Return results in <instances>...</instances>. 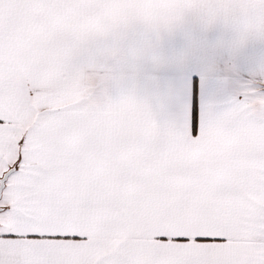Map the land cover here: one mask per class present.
<instances>
[{
	"label": "snow or ice",
	"instance_id": "1",
	"mask_svg": "<svg viewBox=\"0 0 264 264\" xmlns=\"http://www.w3.org/2000/svg\"><path fill=\"white\" fill-rule=\"evenodd\" d=\"M0 264H264V0H0Z\"/></svg>",
	"mask_w": 264,
	"mask_h": 264
},
{
	"label": "crops",
	"instance_id": "2",
	"mask_svg": "<svg viewBox=\"0 0 264 264\" xmlns=\"http://www.w3.org/2000/svg\"><path fill=\"white\" fill-rule=\"evenodd\" d=\"M181 37L180 36H174V37H166L165 38V43L169 46L176 45L180 42ZM253 50L249 49V53H251ZM194 73H189L187 77H183L180 79V87L183 90L185 100L190 99L191 95V76ZM242 75H247L246 72H243ZM199 79V77H197ZM204 97H205V87L203 82L200 83V89H199V103L201 107L203 106L204 103Z\"/></svg>",
	"mask_w": 264,
	"mask_h": 264
}]
</instances>
